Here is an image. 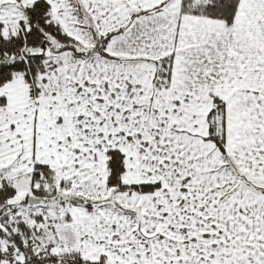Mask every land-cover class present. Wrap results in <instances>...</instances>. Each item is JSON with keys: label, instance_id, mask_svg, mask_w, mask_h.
Instances as JSON below:
<instances>
[{"label": "snow or ice", "instance_id": "snow-or-ice-1", "mask_svg": "<svg viewBox=\"0 0 264 264\" xmlns=\"http://www.w3.org/2000/svg\"><path fill=\"white\" fill-rule=\"evenodd\" d=\"M0 264H264V0H0Z\"/></svg>", "mask_w": 264, "mask_h": 264}]
</instances>
